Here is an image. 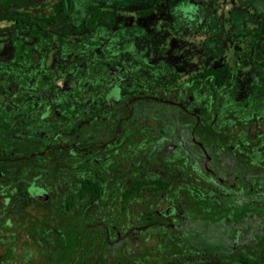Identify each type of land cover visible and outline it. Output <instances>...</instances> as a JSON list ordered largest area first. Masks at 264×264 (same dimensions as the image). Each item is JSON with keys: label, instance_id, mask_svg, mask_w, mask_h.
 <instances>
[{"label": "flooded vegetation", "instance_id": "obj_1", "mask_svg": "<svg viewBox=\"0 0 264 264\" xmlns=\"http://www.w3.org/2000/svg\"><path fill=\"white\" fill-rule=\"evenodd\" d=\"M239 2L236 11L250 2L264 16V0ZM240 15V19L249 16L243 11ZM39 24L36 26L41 29ZM245 32L264 46L259 33L248 29ZM21 39L25 44L17 60L9 65L13 70L8 67L11 73L5 79L0 101L1 245L12 248L17 242L16 234L22 229L19 217L34 204L51 205L56 197L60 205L64 202L66 210L74 200L84 201L86 206L94 204L107 187V170L117 169L124 159L129 166H135L142 160L160 165L170 158L193 174L194 169L200 170L211 180L209 186L211 193L214 192L211 196L218 195L216 188L234 191L245 199L254 196L252 199L258 200L264 194V109L248 116L235 109L217 115L216 109L209 107L211 99L208 101L205 93L197 92L203 81L200 72L190 82L167 86V80H163V61L152 64L135 56L132 62L116 56L99 60L100 67L94 68L92 76L100 77L101 68L105 67L110 74L109 82L102 87L100 95L94 93L84 100L80 89L86 80L81 75L74 76L78 80L72 90L60 92L53 68L40 78L35 74L37 68L41 69L37 63L39 51L33 45L38 42L37 37L31 43L23 36ZM210 41L216 54H221L218 42ZM191 51V56L198 52ZM35 54L38 59L33 58ZM246 54L248 61L253 60V46L248 45ZM224 62L228 63L230 72L226 82L219 85L221 89L229 88L235 80L228 61L211 68ZM259 64L264 69V62ZM157 74L158 77L154 76ZM204 84L205 92L218 87L213 78ZM254 153L256 159L251 156ZM78 172L84 174L78 176ZM85 180L98 186V197L93 201L89 200L91 192L81 195ZM135 181H142V185L136 188ZM125 182L120 198L129 201L149 180L133 176ZM113 193L111 200L115 199ZM187 195L177 200H165L163 196V205L148 204L132 220L129 214L128 225L123 229L104 220L86 223L91 228L101 227L106 244L115 250L126 246L131 239L138 242L140 235L146 240L155 235L157 249L167 255L184 254L185 248L192 252L203 248L212 253L247 251L262 244L264 205L258 201L255 206L243 208L240 218L232 220L226 216L220 222L213 211L199 210V205ZM87 210L85 207L76 216V224L52 220L35 226L39 231L33 227L34 242L41 245L47 260L56 259L57 249H63L66 258L87 235L82 223L88 216Z\"/></svg>", "mask_w": 264, "mask_h": 264}, {"label": "rangeland", "instance_id": "obj_2", "mask_svg": "<svg viewBox=\"0 0 264 264\" xmlns=\"http://www.w3.org/2000/svg\"><path fill=\"white\" fill-rule=\"evenodd\" d=\"M54 1L0 0V20L8 21L0 26V101L5 91V79L11 73L8 67L17 60V54L25 44L21 39L23 36L30 43L34 37L38 39L33 45L39 51L37 63L41 69L37 68L35 74L40 78L54 69L59 91L65 93L76 86L78 78L74 76L81 75L82 80H86V85L80 89L84 100L94 93L100 95L102 87L109 82L110 74H107L105 67L101 68L100 77L92 76L94 68L100 67L99 60H110L116 56L132 62L135 56L137 59L146 58L152 64L163 61V80H167V86L190 82L197 72L228 61L234 69L232 85L227 89L217 85V88L205 92L204 81H211L212 77L204 76L200 77L203 81L197 92L205 93L208 101L211 99L209 107L216 109L220 116L228 109L239 110L247 116L264 109V69L258 67L261 66L259 62H264V46L245 32L248 29L251 33H259L264 39V16L253 8L252 3L246 2L240 6L243 9L236 11L234 8L240 5L239 0H214L212 3L209 0H163L157 5L155 0H66L63 17L39 29L36 24H44L41 17L50 14ZM153 4L157 7L152 13L144 16L137 13ZM94 8H98L100 14L94 26L89 27L87 18ZM241 11L247 12V19H240ZM15 18H23L26 22L16 23ZM211 39L218 42L221 54H216V48L211 47ZM248 45L253 46L254 58L250 61L245 57ZM189 50L198 52L191 56L192 51ZM36 55L33 58L38 59ZM182 60L188 62L180 63ZM251 156L256 159L255 153ZM128 166L124 159L120 160L117 169L107 170V187L94 204L86 206L84 201L74 200L66 210L64 202L60 205L56 197L51 205L37 203L22 212L18 222L22 229L16 234L17 242L11 245L12 248L0 244V264H119L121 261L134 264H264V240L258 247L253 246L247 251L212 253L203 248L193 250L196 252L185 248L184 254L173 255L157 249L158 238L155 235L147 240L140 235L138 242L131 239L126 246H119L117 250L107 245L101 227H88L87 221L104 220L109 224L116 223L123 229L128 225L129 214L132 220L148 204H152V207L158 203L163 205V196L165 200H177L188 194L189 198H193L192 202L199 205V210L213 211L220 222L226 216L232 220L240 218L241 210L255 206L256 201L264 205V194L258 200L252 199L254 196L245 199L234 191L216 188L218 195L211 196L214 192L211 193L210 178L197 169L193 174L183 164L170 158L160 165L155 161L142 160L135 166ZM82 174L84 172H78V176ZM133 176L146 178L148 185L137 190L134 199L121 200L120 193L125 181ZM154 180H160L162 184ZM113 192L115 199L111 200ZM85 207L88 216L82 223L87 235L84 234L81 242L66 258L65 251L57 249L55 254L59 255L56 259L47 260L41 245L34 242L31 233L33 227L41 222L49 224L52 220L76 224V216ZM35 229L39 231L38 227ZM113 235L110 232V238Z\"/></svg>", "mask_w": 264, "mask_h": 264}, {"label": "trees", "instance_id": "obj_3", "mask_svg": "<svg viewBox=\"0 0 264 264\" xmlns=\"http://www.w3.org/2000/svg\"><path fill=\"white\" fill-rule=\"evenodd\" d=\"M161 1L163 0H155L156 3H159ZM65 7H66V0H55L51 5L50 14L41 17V20H43L44 24H39V27L43 28L45 27L46 24L56 23L57 21H59L64 15ZM155 8H156V5L153 4L146 9L138 10L137 13L143 16L148 15L152 13L155 10ZM99 14H100V10L98 8H94L91 10L87 18V25L89 27L94 26L95 22L97 21L99 17ZM15 21L16 23L26 22V20H24L23 18H15ZM229 72H230L229 65L228 63L224 62L223 64L215 68H209V69L204 70L203 72L199 73V75L201 77L211 76L215 84L223 85L227 80ZM154 182L162 184L161 181H158V180H154ZM140 185H142V181L141 183L138 181H135L136 188H138ZM86 191L91 192V196L89 199L90 201H93L98 197L99 189L95 182H91L90 180L83 181L82 187H81V192H82L81 195H83ZM119 264H134V263L121 261L119 262ZM187 264H196V263H187Z\"/></svg>", "mask_w": 264, "mask_h": 264}, {"label": "clouds", "instance_id": "obj_4", "mask_svg": "<svg viewBox=\"0 0 264 264\" xmlns=\"http://www.w3.org/2000/svg\"><path fill=\"white\" fill-rule=\"evenodd\" d=\"M8 23V21H2V20H0V26H3L4 24H7Z\"/></svg>", "mask_w": 264, "mask_h": 264}]
</instances>
